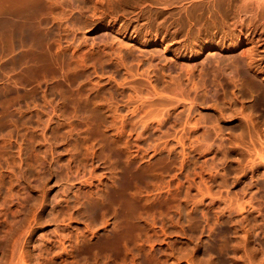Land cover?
<instances>
[{
  "label": "rangeland",
  "instance_id": "374dc122",
  "mask_svg": "<svg viewBox=\"0 0 264 264\" xmlns=\"http://www.w3.org/2000/svg\"><path fill=\"white\" fill-rule=\"evenodd\" d=\"M116 1L0 0V264H264V0Z\"/></svg>",
  "mask_w": 264,
  "mask_h": 264
},
{
  "label": "bare ground",
  "instance_id": "6f19581e",
  "mask_svg": "<svg viewBox=\"0 0 264 264\" xmlns=\"http://www.w3.org/2000/svg\"><path fill=\"white\" fill-rule=\"evenodd\" d=\"M114 1H116V0H113V2ZM146 1H149V2H152V3H157L158 2V0H117L116 2H118V4H120L121 5V7H123V9L124 10H126V9H128L129 7H131V8H133V9H135V8H139L140 9V14L142 15V13L145 11L144 9H145V7H143L144 6V3L146 2ZM169 1V2H168ZM164 0V2L166 3V7H168L167 9V11L166 12H168V11H171V13H173L174 11H175V7H177V6H174V5H172V1H170V0ZM148 2V3H149ZM160 2V1H159ZM115 3V2H114ZM113 3V4H114ZM196 2L195 1H193V0H191V4H195ZM113 4H112V6H113ZM116 4V3H115ZM120 5H118V6H120ZM143 5V6H142ZM116 6V5H115ZM130 8V9H131ZM160 9V8H159ZM162 9V8H161ZM164 10H162V13L163 12H165ZM180 10V9H179ZM131 11H133L132 9H131ZM161 10H159V11H157V13H161L160 12ZM177 11V10H176ZM187 12V14H185V15H183V16H179V23H180V25L182 26V25H190L189 23H190V16H191V13H189L188 12V10H186ZM139 14V15H140ZM169 14L170 13H168V16H169ZM139 15L137 16V17H139ZM140 15V16H141ZM171 15V14H170ZM93 16V15H92ZM136 17V18H137ZM178 20V19H177ZM151 23V22H150Z\"/></svg>",
  "mask_w": 264,
  "mask_h": 264
}]
</instances>
